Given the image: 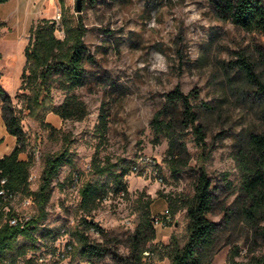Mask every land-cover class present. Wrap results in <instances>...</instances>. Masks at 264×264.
<instances>
[{"label":"rangeland","instance_id":"rangeland-1","mask_svg":"<svg viewBox=\"0 0 264 264\" xmlns=\"http://www.w3.org/2000/svg\"><path fill=\"white\" fill-rule=\"evenodd\" d=\"M80 7L78 0L0 2V18L4 21L0 26V84L22 116L26 132L22 155L34 157L32 187H38L45 155L61 149L65 135L74 153V165H63L53 180L47 217L41 223L54 232L45 236L37 232L41 246L35 250L51 249L57 241L67 239L62 235L63 228L71 232L80 225L83 213L78 209V189L98 177L92 166L96 157L101 164L109 163L117 169L129 165L130 169L124 177L127 190L117 191L111 183L107 195L89 215L106 233L90 229L92 239H107L111 249L127 254L129 235L144 211L148 208L156 216H163L167 210L171 213L170 200L178 205L181 198L192 195L198 169L204 166L215 195L210 217L218 226L211 264H230L232 255L240 260L259 255L264 250L262 240L241 209L245 200L242 158L250 133L263 128L264 103L257 93L258 84L242 60L249 61L264 81V34L220 18L209 0H80ZM64 11L74 18L79 13L83 16L85 40L95 62L86 64L88 80L76 89L89 113L82 119H64L49 111L46 120L56 127L51 129L28 114L18 94L22 93L19 86L24 48L32 26L42 17L54 18L57 34L63 37ZM176 85L185 92L193 91L192 103L206 133V143L200 146L193 129L186 128L180 138L186 147L173 168L169 139L165 135L158 138L151 121L166 93ZM64 97L62 89L54 90L56 103ZM1 107L0 96L2 112ZM142 157L155 159V164L148 165L151 172L144 167L140 171L132 169ZM155 170L158 174L153 173ZM14 204L23 208L19 199ZM27 209L38 212L35 206ZM187 225V210L179 207L169 219L157 224L156 237L148 245L167 243L172 235L183 243ZM71 239L74 241L72 235ZM33 252L31 249L27 256ZM147 255L155 264H170L168 257ZM87 261L74 257L62 264ZM89 262L120 264L112 252ZM35 264L58 262L51 257Z\"/></svg>","mask_w":264,"mask_h":264},{"label":"trees","instance_id":"trees-1","mask_svg":"<svg viewBox=\"0 0 264 264\" xmlns=\"http://www.w3.org/2000/svg\"><path fill=\"white\" fill-rule=\"evenodd\" d=\"M4 1L7 0H0ZM209 2L220 18L230 20L247 30L264 34V0H209ZM61 23L63 37L57 34L58 26L54 18L42 17L32 26L24 48L25 64L19 86L22 93L18 94L21 95L28 114L51 129L56 127L46 120L49 111L59 114L64 119H82L89 113L86 101L76 89L88 80L86 64L95 62V56L89 51L85 40L87 26L81 13L74 18L64 11ZM2 25L4 21L0 18V26ZM242 63L247 73L258 84L257 93L264 103V81L257 77L249 61L243 59ZM55 89H62L65 92L61 103L55 102ZM0 96L2 116L7 130L17 138L14 148L0 157V190L5 188L8 193L31 197L33 205L38 209L24 225L11 224L9 217L16 214V211L14 207L5 210L11 199L0 193V264H16L19 258L26 264H35V255L27 254L31 249L36 252L35 249L41 246L37 232L41 231L43 236L54 232L52 228L43 227L41 223L47 217L53 180L63 165H74V153L70 149V140L65 135L61 149L45 155L38 187L33 188L30 177L34 157L32 154L27 158L20 157L26 147L22 116L14 106L10 93L1 84ZM192 97L193 91L185 92L176 85L166 93L164 103L155 112L151 121L156 136L160 138L165 135L169 139L168 154L173 168L179 161V153L186 147L184 141L180 139L185 135L186 128L193 129L200 146L203 147L206 143V133L198 121L199 114L194 108ZM261 118L263 128L250 133L242 158L245 200L241 209L264 246V104L261 107ZM92 166L98 177L85 181L79 188L81 199L78 209L83 214L80 225L71 229L74 238V241L71 239L73 244L71 260L78 257L79 260L90 261L112 252L120 264H155L147 259L150 257L147 254L151 253L158 259L168 257L170 264H211L217 244L218 226L210 217L215 195L212 180L204 166L198 169L194 193L181 198L178 205L173 200L169 203L171 214L179 207L187 210V237L184 242L182 243L177 235H172L167 243L156 242L148 245L149 240L156 237L157 225L156 215L151 214L147 208L134 232L129 235L127 254L111 249L107 239V243L106 240L92 239L88 230L94 229L106 234L99 223L92 220L89 215L107 195L111 183L116 185L117 191L127 190L124 177L130 166L113 168L109 163L97 162L96 157L93 158ZM104 176L107 179H103ZM75 179L73 176L74 181ZM53 236L56 238L55 234ZM230 264H264V250L259 255H252L248 260H240L232 255Z\"/></svg>","mask_w":264,"mask_h":264},{"label":"built area","instance_id":"built-area-1","mask_svg":"<svg viewBox=\"0 0 264 264\" xmlns=\"http://www.w3.org/2000/svg\"><path fill=\"white\" fill-rule=\"evenodd\" d=\"M59 17H60V14H59ZM155 163L156 161L152 157H142L141 161L133 165L132 169L135 171H140L144 167L145 168L143 169L144 171L151 172V168L148 165L155 164ZM153 173L158 174V171L155 170L153 171ZM30 179L32 180V176L30 177ZM159 179H162V176H160ZM4 180L5 179H3V181ZM75 184L76 183H74V185ZM0 193L3 194L5 198L10 197L11 199L10 205H7L5 207V210L8 211L10 208L14 207V210L16 211V214L9 217V222L11 224L24 225L26 221L31 219L34 213L31 212L29 209H27L28 207L34 206L33 205L34 203L31 197L8 193L5 188H2L0 190ZM17 199H19L20 204L22 205L23 208L20 209V207L15 206L14 201H16ZM170 217H171V213L170 211L167 210L165 211V213H163V216L157 215L155 217V223L156 225L160 224L163 222V218L169 219ZM70 233H71L70 230L68 231L67 228H63L62 235L63 237L67 238L65 241L59 240L55 244H53V247H51V249H49V247H44L42 251H39V252L36 251L34 253H31L29 256L35 255L36 261L41 262V263L48 261L51 257H53L55 261L58 262V264L69 263L71 261V255H72V250H73V244L71 243ZM18 263L26 264L22 258H19L16 264ZM77 263L80 264V262H77ZM83 264H92V263L87 261Z\"/></svg>","mask_w":264,"mask_h":264},{"label":"crops","instance_id":"crops-1","mask_svg":"<svg viewBox=\"0 0 264 264\" xmlns=\"http://www.w3.org/2000/svg\"><path fill=\"white\" fill-rule=\"evenodd\" d=\"M17 138L7 130L2 112L0 110V157L9 153L16 145ZM20 157L27 158L20 154Z\"/></svg>","mask_w":264,"mask_h":264},{"label":"water","instance_id":"water-1","mask_svg":"<svg viewBox=\"0 0 264 264\" xmlns=\"http://www.w3.org/2000/svg\"><path fill=\"white\" fill-rule=\"evenodd\" d=\"M78 9H81V7H80V0H78Z\"/></svg>","mask_w":264,"mask_h":264}]
</instances>
